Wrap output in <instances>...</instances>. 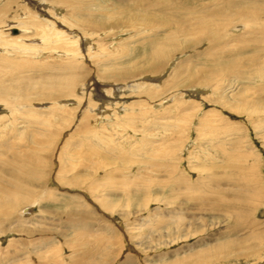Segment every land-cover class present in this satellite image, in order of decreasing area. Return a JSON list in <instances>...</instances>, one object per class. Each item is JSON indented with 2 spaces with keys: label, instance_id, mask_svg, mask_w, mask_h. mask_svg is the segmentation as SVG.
<instances>
[{
  "label": "rangeland",
  "instance_id": "1",
  "mask_svg": "<svg viewBox=\"0 0 264 264\" xmlns=\"http://www.w3.org/2000/svg\"><path fill=\"white\" fill-rule=\"evenodd\" d=\"M190 9L212 24L141 16ZM263 9L0 0V179L15 150L41 162L0 209V264H264Z\"/></svg>",
  "mask_w": 264,
  "mask_h": 264
},
{
  "label": "bare ground",
  "instance_id": "2",
  "mask_svg": "<svg viewBox=\"0 0 264 264\" xmlns=\"http://www.w3.org/2000/svg\"><path fill=\"white\" fill-rule=\"evenodd\" d=\"M59 1H64V2H70L72 0H59ZM71 6L75 9H78V6L79 7H82V5H76L75 4H71ZM151 6V7H150ZM150 6H147L145 7V11H147V9L149 8H154L153 5L150 4ZM257 8V7H256ZM32 9V8H31ZM139 8H135V10H138ZM192 9V8H191ZM190 9V10H191ZM255 9V8H254ZM4 10V9H3ZM193 10V9H192ZM192 10L187 14L188 16L187 17H182V16H179V21L175 19H172V18H166V19H163L161 21V18L157 19L156 21L159 22V24H154L155 22V16L154 15H151V14H148V13H145V14H141V16L144 18L145 20V23H146V28H150V29H153V30H156L157 28H167V29H177V30H182V31H185L186 29H189V30H193L192 29V25H194V23L198 24V25H211L212 24V19H211V14L210 16H206L205 14H197V13H194L192 12ZM257 10V9H256ZM264 10V9H263ZM189 11V10H188ZM199 12V10H198ZM253 12V10H252ZM256 12V11H254ZM258 13V11H257ZM256 13V14H257ZM260 13V12H259ZM216 15V13H215ZM259 15V14H258ZM167 16H171V15H167ZM257 16V15H256ZM152 17V18H151ZM189 17V19H188ZM138 18L139 15H138ZM142 19V18H141ZM3 20V19H2ZM26 23V22H25ZM163 23H166L164 26H163ZM27 24V23H26ZM33 24V23H32ZM23 25V24H22ZM29 25V23H28ZM26 25V26H28ZM37 25V24H36ZM30 26V25H29ZM53 26V25H52ZM204 27V26H203ZM209 27V26H208ZM46 28V27H45ZM44 28V29H45ZM29 29V28H28ZM43 30V29H42ZM47 30V29H46ZM50 30V29H49ZM48 30V31H49ZM25 32V29L22 30ZM44 31V30H43ZM181 31V32H182ZM210 31V30H209ZM175 32V31H174ZM211 32V31H210ZM209 32V33H210ZM49 33V32H48ZM54 34H56V30L53 31ZM52 33V34H53ZM175 33H178V32H175ZM47 34V33H46ZM53 34V35H54ZM49 35V34H48ZM169 37H167L164 41L168 43V47L170 49H176L177 47H180L176 42H175V35L171 34L169 32ZM209 36V35H208ZM17 37V36H16ZM56 37V40H62L63 37L60 35V33L57 31V34L55 35ZM48 36L44 39L47 40ZM208 39V38H207ZM210 40V39H209ZM208 40V41H209ZM43 41V40H42ZM50 41V40H49ZM51 41H54L53 37L51 36ZM148 41V40H147ZM57 42V41H56ZM145 43V42H144ZM210 43V42H209ZM28 46V45H27ZM17 47V46H16ZM165 47H159V48H153L154 50L152 51L151 53V56L149 59L151 58H155L156 57V52H162L163 49ZM169 49V50H170ZM66 51V50H65ZM166 51H167V48H166ZM33 52V51H32ZM67 52V51H66ZM68 53V52H67ZM150 55V54H149ZM148 59V60H149ZM64 67H66V65L64 64ZM218 67V66H216ZM218 69V68H217ZM123 73V72H122ZM60 82V81H59ZM69 82V81H68ZM73 82V81H72ZM67 83V82H66ZM55 84V83H54ZM57 84V83H56ZM55 84V86H56ZM60 84V83H59ZM63 85V84H62ZM58 86V85H57ZM65 86V84H64ZM69 86V85H68ZM71 86V85H70ZM69 86V87H70ZM59 87V86H58ZM57 87V88H58ZM61 88V87H60ZM64 91V90H63ZM7 94V90H4V91H0V99L1 98H4L6 100H10V98H6V95ZM3 96V97H2ZM26 99L28 100L29 97H26ZM5 100V101H6ZM33 111V110H32ZM34 112V111H33ZM13 147V146H12ZM39 151L35 150L34 154L33 155H29L27 153H21V152H18L17 150H15L13 152V156L14 158L16 159L13 164V162L11 163L10 160L8 161H4L3 162V166L4 168H14L13 170L15 171H19V172H22V173H18V174H15V181H10L11 183L9 182H5L2 180V177L0 179V209L2 208V206H6V207H11V209H9L10 211H13L14 209H17L19 207L20 204H23V203H26L27 202V199L19 192L17 193L15 190H17V187H21V185H24L22 180H25L26 181H30L31 179H33V177L35 176V173H36V169H38L39 166H41V162H40V159H39ZM22 155V156H21ZM1 167V166H0ZM24 168V169H23ZM2 169V168H1ZM12 191V192H11Z\"/></svg>",
  "mask_w": 264,
  "mask_h": 264
},
{
  "label": "water",
  "instance_id": "3",
  "mask_svg": "<svg viewBox=\"0 0 264 264\" xmlns=\"http://www.w3.org/2000/svg\"><path fill=\"white\" fill-rule=\"evenodd\" d=\"M13 32H16V33H17V32H18V30H17V29H13Z\"/></svg>",
  "mask_w": 264,
  "mask_h": 264
}]
</instances>
